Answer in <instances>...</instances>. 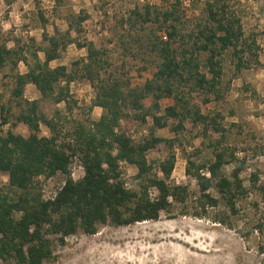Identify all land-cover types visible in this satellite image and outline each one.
I'll return each instance as SVG.
<instances>
[{
	"label": "trees",
	"instance_id": "16d2710c",
	"mask_svg": "<svg viewBox=\"0 0 264 264\" xmlns=\"http://www.w3.org/2000/svg\"><path fill=\"white\" fill-rule=\"evenodd\" d=\"M183 2L138 6L132 11L134 16L125 20L130 32L136 30L135 36L127 34L132 37L131 43L141 51L156 54L152 76L138 86H132L124 73L113 72L106 48L73 37V31L82 32V23L87 19L83 13L71 15L64 33L56 29L49 34L45 30L46 46L34 39L35 43L28 46L33 48L32 61L25 53L27 47L21 45L22 39L16 38L15 47L0 42L1 67L10 63L17 68L23 61L28 68L13 75L12 102L20 110L12 128L0 133V173L8 176V184L0 185V264H54L58 258L54 247L64 244L67 236L79 232L93 235L100 225L121 227L155 221L174 204H187L190 186L170 182L176 165V143L181 144L180 137L186 134L213 132L223 137L225 130L223 115L204 113L192 94H206L205 102L211 100L209 95L223 97L225 54L230 55L235 70L240 72L253 61L259 62V47L256 38L246 34L242 19L231 9L229 0H206L201 16L193 20L189 30ZM127 35H121V41L128 50ZM74 42L79 48H86V56L74 60L71 68L63 64L52 66ZM80 78L96 89L89 109H103L98 120L73 114L78 101L71 93L70 83ZM29 84L37 87L41 98L65 102L68 114L56 111L47 116L41 110L40 99L25 98ZM165 97L174 102L162 111L160 102ZM12 108L6 103L1 105L2 125L10 122ZM149 117L150 131L140 140H135L129 127L122 123L136 119L146 124ZM20 123L28 126V136L14 130L13 126ZM43 124L50 135L41 134ZM163 128L175 137L158 135ZM164 147L169 149L168 155L156 168L148 152ZM211 147L213 156L209 160L187 156L186 173L197 180L200 193L195 214L209 217L215 209L216 222L231 226V216L241 212L240 200L248 198L253 190L261 191L264 200V180L252 172L247 186L241 175L247 168V158L237 157L235 148H225L221 138L211 141ZM75 158L84 167V175L78 180L71 172ZM233 161L229 174L225 166ZM120 162L137 168V188L127 186ZM58 172L65 175V184L54 199H47L41 192V178ZM152 188L157 190L155 197L150 194ZM212 188L219 196L211 192ZM222 203L230 213L219 209ZM255 205L258 207L259 203L255 201ZM254 230L260 234L258 248L264 255V217L257 219Z\"/></svg>",
	"mask_w": 264,
	"mask_h": 264
},
{
	"label": "rangeland",
	"instance_id": "374dc122",
	"mask_svg": "<svg viewBox=\"0 0 264 264\" xmlns=\"http://www.w3.org/2000/svg\"><path fill=\"white\" fill-rule=\"evenodd\" d=\"M174 0H0V42L6 41L10 47H15L16 38L21 45L27 47L26 55L32 61L28 46L35 43L47 45L43 40L44 31L54 34L56 29L64 33L69 28V18L74 13H83L87 19L82 23L80 34L72 32L73 37L80 41H93L97 46L108 50L112 61V70L117 74H125L132 86L144 84L152 76L156 54L141 51L131 43L129 25L125 20L133 15L136 7L146 4L162 6L171 4ZM206 0H184L183 11L187 30L193 27V20L201 16ZM231 9L242 19L243 27L248 36L256 38L259 49V62H254L238 72L234 60L227 53L224 56V75L222 78L223 97L215 98L209 95L210 101L205 102L206 94L194 92L193 101L200 105L204 113L215 115L221 113V122L225 127L221 133L208 132L207 135L189 134L180 137L181 144L176 143V165L170 182L172 184H188L191 197L187 204L176 203L170 211H163L158 220L138 222L133 225L114 227L100 225L97 233L88 235L82 232L70 235L64 244L55 245L57 261L54 264H264V255L259 252L261 240L258 230H254L257 219L264 217V200L261 191L253 190L248 198L239 201L241 212L231 216V226L216 222L215 209L211 216H196L199 186L197 180L186 173L187 156L192 154L198 161L212 158L211 141L222 139V145L229 150L236 149L237 157L247 158V168L241 175L247 186L250 185V175L257 172L264 180V0H229ZM42 16L46 21H43ZM134 16V15H133ZM126 34L129 49H125L121 35ZM141 51V52H140ZM140 53V55H138ZM86 48H79L76 43L68 45L61 58L51 65H67L86 56ZM137 54V56H136ZM43 58V52H40ZM26 64L21 61L0 66V133L12 128L15 115L20 107L12 102V89L15 86L14 73L26 72ZM70 90L78 101L73 108V114L80 118L98 120L103 112L100 106L89 109L96 96V89L85 79L70 83ZM25 98L40 99L41 110L49 117L60 111L68 114L65 102L56 103L51 98H41L34 84H29L25 90ZM174 100L165 97L161 100V110L173 104ZM11 105L10 122L1 124L2 104ZM5 114L8 115L6 112ZM129 127V133L135 140L150 131L152 119L146 124L136 119L122 121ZM17 133L29 135L28 126L20 123L13 126ZM147 129L146 133L142 129ZM200 130V128H199ZM197 130V131H199ZM42 135H50L46 125L41 127ZM158 135L173 138L168 128L160 129ZM196 151V152H195ZM169 149H152L148 158L158 168L159 161L168 155ZM82 162L75 158L71 172L76 179L82 175ZM234 168V161L225 166L227 173ZM127 186L137 188L134 178L137 168L125 163L122 167ZM161 173V172H160ZM0 178V185L8 184V176ZM162 175V174H160ZM64 177L60 174L41 178L43 189L52 191L61 184ZM211 192L219 196L212 188ZM255 201L259 203L257 207ZM219 209L227 210L222 203ZM49 264V263H46Z\"/></svg>",
	"mask_w": 264,
	"mask_h": 264
},
{
	"label": "built area",
	"instance_id": "2783aa9c",
	"mask_svg": "<svg viewBox=\"0 0 264 264\" xmlns=\"http://www.w3.org/2000/svg\"><path fill=\"white\" fill-rule=\"evenodd\" d=\"M142 132L143 133H146L147 132V129H142ZM126 162H120V164H121V167H123V165L125 164ZM82 167V175L80 176V177H78V179H80V178H82V176L84 175V167H83V165L81 166ZM58 174H60V175H62L64 178L62 179V181H61V184L58 186V187H56V189H54V190H50V191H47L46 189H43V192H44V197L45 198H47V199H54L55 197H56V195H57V192L63 187V185L65 184V180H66V178H65V175L64 174H62L61 172H58L57 173V175ZM56 175V174H55ZM54 177V175L53 176H50L49 177V180H51L52 178ZM72 177L75 179V180H78V179H76V177L74 176V174L72 173ZM150 194H151V196L152 197H155L156 196V194H157V190L155 189V188H152V190L150 191ZM68 237V236H67ZM66 237V238H67Z\"/></svg>",
	"mask_w": 264,
	"mask_h": 264
},
{
	"label": "crops",
	"instance_id": "0c3cea01",
	"mask_svg": "<svg viewBox=\"0 0 264 264\" xmlns=\"http://www.w3.org/2000/svg\"><path fill=\"white\" fill-rule=\"evenodd\" d=\"M1 174H2V173H0V178H3V177H4L3 180H4V182H6V181H5V175H1ZM2 176H3V177H2ZM0 180H1V179H0Z\"/></svg>",
	"mask_w": 264,
	"mask_h": 264
}]
</instances>
